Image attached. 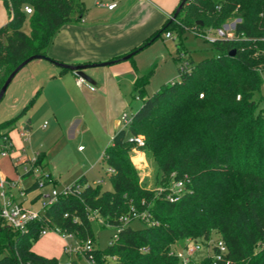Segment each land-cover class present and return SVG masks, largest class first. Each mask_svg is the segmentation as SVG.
I'll return each mask as SVG.
<instances>
[{
	"label": "trees",
	"instance_id": "obj_1",
	"mask_svg": "<svg viewBox=\"0 0 264 264\" xmlns=\"http://www.w3.org/2000/svg\"><path fill=\"white\" fill-rule=\"evenodd\" d=\"M4 2L10 18L0 26V89L23 60L47 54L60 27L78 21L84 10L80 0ZM26 5L32 12L25 10ZM231 16L241 18L233 39L213 42V56L198 62L190 56L185 59L181 51L186 29L217 28ZM27 19L28 32L23 29ZM171 30L179 34L178 60H187L189 69L180 68L182 81L171 82L152 96L144 94L150 72L135 79L134 91L143 104L133 114L129 131L117 129L103 155L114 170L108 172L113 188L102 189V183L95 186L82 176L71 184L72 192L61 195L24 232L0 218V264H60L55 256L32 250L44 227H59L80 240L94 241L91 211L117 226L120 216L132 208L149 212L156 223L142 220L140 228L130 222L121 225L118 238L105 249L84 254L91 264H105L108 257L117 264H180L171 254L174 246H184L188 238L210 239L213 230L235 264H264V109L257 113L255 99L264 85V0H187L177 17L167 19L146 41ZM232 49L234 55L229 54ZM32 102L0 129L13 127ZM139 133L146 138L142 145L128 141ZM137 147L157 162L159 187L167 186L173 173L176 178L189 176L179 200L171 202L165 191L158 193L159 187L143 184L132 161ZM39 154L37 162L42 165ZM78 185L81 189L76 191ZM197 264H213V259L205 256Z\"/></svg>",
	"mask_w": 264,
	"mask_h": 264
},
{
	"label": "crops",
	"instance_id": "obj_2",
	"mask_svg": "<svg viewBox=\"0 0 264 264\" xmlns=\"http://www.w3.org/2000/svg\"><path fill=\"white\" fill-rule=\"evenodd\" d=\"M180 2L181 0H158L157 3L151 0H121L112 9L103 3L102 7L95 6L94 11L86 10L84 5L78 21L64 24L57 31L47 55L68 64L118 59L109 64L113 65L109 70L113 81L120 84L127 79L134 88V81L140 75L134 55L126 60L120 58L139 48L144 40L163 26ZM158 6H163V9ZM160 13L165 16L158 25ZM91 68L94 67L86 69V73L91 77L96 76V72L89 70ZM77 78L75 71L61 68L45 59H35L17 72L0 101V125L17 116L31 100L33 102L17 118L13 127L0 129V135L6 134L13 144L9 154L12 161H19L18 164L25 166V159L41 152L42 165L44 169H48L51 163L45 148L55 144L59 135L74 138L80 126L89 130V119L102 111L101 96L105 84L92 82L95 89L91 90L86 85H79ZM96 87H99V92ZM121 117L116 112L112 114L118 129L122 123ZM24 130L29 132L27 138L21 135ZM136 158L141 160L142 156L137 155ZM133 163L138 168V163L134 160ZM49 171L58 185L55 174L51 169ZM34 186L36 183L25 189L21 188L24 189V194L11 193L16 201L33 208L37 197L29 198L28 190Z\"/></svg>",
	"mask_w": 264,
	"mask_h": 264
},
{
	"label": "rangeland",
	"instance_id": "obj_3",
	"mask_svg": "<svg viewBox=\"0 0 264 264\" xmlns=\"http://www.w3.org/2000/svg\"><path fill=\"white\" fill-rule=\"evenodd\" d=\"M81 1L84 2L86 10L93 9L92 11H94L95 6L102 7L104 5L99 3L100 1L105 4L112 1L116 5H119L121 0ZM151 1L158 2V0ZM158 7L163 9V6ZM162 14L160 13V17H158V25H160L162 17L165 16H162ZM172 14L168 19L172 17ZM235 17L231 16L226 21L231 22ZM9 18V8L4 0H0V26H4ZM181 18L182 15L180 16ZM155 20L156 18H154V23ZM23 29L27 32L29 31L28 19L24 22ZM171 33L172 37L168 38L166 37V32H164L133 56L140 75L150 72L148 82L144 89L145 96L154 95L156 91H159L163 86H167L171 82L182 81L180 69L182 62L178 60L180 52L178 50L179 45H177L179 42V34L175 30H171ZM212 34H214V31ZM182 41L185 48L181 52L184 53L185 59L190 56L193 57L195 62H198L216 54L212 41L195 34L189 29L183 32ZM147 42L146 40L143 41V43ZM112 66L106 65L89 69L92 72H96V76L92 78L97 83L100 84L103 82L105 84V89L101 96L102 108H100L102 111L89 119V130H84L80 126L74 138L69 139L70 137L68 138V136L59 135L55 144L50 147L48 146L49 148H45L51 163L46 170L49 171L51 169L58 179L59 183L56 187L58 191L69 187L82 176L95 186H99L97 183L98 179H103L104 181L101 184L102 189L110 190L113 188L111 175L108 173V166L103 159L106 146L111 143L112 137L118 129L115 128L116 122L112 118V114L116 112L120 117L124 113H127L129 116H133L136 109L142 106L143 98L135 93L130 80L124 79L120 84L118 81H113L112 72L109 71ZM96 88L99 92V87ZM255 99L257 100L258 113L264 109V85L261 92L255 94ZM120 128H126L129 131L128 126L124 127L123 121L119 126ZM138 135L143 136L144 140H146L144 134L139 133ZM0 145H2V140H0ZM137 155L142 156V159L136 158ZM133 160L138 163L143 184L150 188H158L160 185V176L158 174V164L153 157L149 156L145 149L137 147L133 149ZM18 163L19 161H12L9 154L4 155L0 147V180L2 177L6 189H10L15 194L20 192L21 188L25 189L33 185V183H38V185L28 190V197L31 199L37 197L32 207L33 209H40L43 195L51 194L55 189L54 184L53 182L44 183L43 176L39 170L28 173L25 172L24 165ZM9 184L12 185L9 186ZM91 222L94 233L93 247L103 250L113 240L116 227L106 224L104 218L97 212L92 215ZM130 225L133 228H140L144 226V222L139 218H135L130 221ZM217 236L218 233L213 230L212 238L216 239ZM197 239L202 240L203 238L198 237ZM83 242V240L78 239L76 236H68L65 239L63 232L48 230L47 234L40 235L33 242L32 248L34 251L44 253L45 255L55 256L60 264H72L73 262L75 264H91L84 254L76 252L70 254L65 251V243L71 247H76ZM174 250L183 251V246L178 244L174 246ZM210 252V249L205 245L194 254L195 261H201ZM105 264H117V262L113 257H108Z\"/></svg>",
	"mask_w": 264,
	"mask_h": 264
},
{
	"label": "built area",
	"instance_id": "obj_4",
	"mask_svg": "<svg viewBox=\"0 0 264 264\" xmlns=\"http://www.w3.org/2000/svg\"><path fill=\"white\" fill-rule=\"evenodd\" d=\"M99 3L103 4L101 1ZM106 5L109 9H112L115 7L116 3L112 2ZM24 8L28 13L32 12L31 7L26 5ZM240 21H241L240 17H235L234 19H232L231 22L226 21L220 27L217 28H205L202 30L197 27H193L191 29L189 28V30L212 42L221 39H233L235 27L237 23ZM213 31L214 34H212ZM166 37L168 38L172 37L171 31L166 32ZM181 68L183 70L189 69V63L187 62V60H183L181 64ZM77 83L79 85H86L91 90L95 89V86L92 83L88 82L87 80L79 76L77 78ZM239 97L240 96H238V98ZM121 121H123L124 127H127L132 122V116H129L127 113H124L121 117ZM28 134H29L28 130H24L21 132V135L26 138L28 137ZM0 140H2V145H1L2 153L4 155L11 154L13 144L10 138L6 134H2L0 135ZM128 141L142 145L144 143V138L141 135H130L128 137ZM39 153L37 152L32 157H28L27 159L24 160V162L26 163V165L24 166L25 172L30 173L39 170V172L43 176L44 183L53 182L55 187V189L51 192V194L43 195L40 209L29 208L24 206L22 203L16 201L15 198L13 197V194L11 193V190L6 189L4 179L1 177L0 180V188H1L0 218H2L8 225L22 232L27 230L29 223L38 219H42L46 208H48L52 203H54L61 195H68L70 192H72L71 185L62 191H58L56 189L57 183L52 173L44 169V167L37 162L40 155ZM112 171H114L112 168H108V172H112ZM103 181H104L103 179H98L97 183H103ZM189 182H190V178L188 175H184L182 178H176L175 174L173 173L171 175L170 183L167 186L159 187L157 190L158 193L165 191L166 192L165 198L171 202H174L182 197L187 187L186 183ZM12 184H9V186H11ZM80 189L81 186L79 185L76 186L75 188L76 191ZM20 190H21L20 191L21 194L25 193L24 189H20ZM95 212L97 211H91L89 213L90 219L92 218V215ZM135 218H139L150 225H154L156 223L151 218L149 212L139 211L135 208H132L128 214L120 216L119 218L120 224L115 226L116 232L113 235V239L118 238V231L120 230L121 225L124 226ZM48 230L63 232V236L65 239L68 236H74L72 233L62 231L59 227L50 228L48 226L44 227L41 230L40 235L47 234ZM205 245L211 251L206 256H210L213 259V264H235L230 258L227 257L228 247L224 242V240L219 237H217L216 239L210 238L204 240L188 238L185 242V245L183 246V251L173 250L171 251V254L177 255L179 257L180 264H197L194 258V254L197 251L201 250ZM64 248L65 251L70 254H72L73 252L85 254L86 252H91L94 249L93 240L91 238H88L83 243L78 244L76 247H71L70 245L65 243Z\"/></svg>",
	"mask_w": 264,
	"mask_h": 264
},
{
	"label": "water",
	"instance_id": "obj_5",
	"mask_svg": "<svg viewBox=\"0 0 264 264\" xmlns=\"http://www.w3.org/2000/svg\"><path fill=\"white\" fill-rule=\"evenodd\" d=\"M187 0H181V2L179 3V5L177 6V8L175 9V11L172 14V20L175 19L177 17V15L179 14V12L181 11L182 7L184 6L185 2ZM198 23L203 24V22L200 20L198 21ZM151 41L148 42V44ZM144 46H140L139 48L129 52L128 54L124 55L122 58L123 60L129 59L130 57H132L133 55H135L138 51H140L141 49H143ZM235 49H232L229 54L230 55H234L235 54ZM35 59H45L48 61L53 62L54 64L60 66L61 68L64 69H69V70H73L76 72L77 76L84 78L85 80H87L88 82L92 83L95 82V80L86 73V69L90 68V67H100V66H106L109 65L115 61H118V59L116 60H109V61H103V62H95V63H84V64H68V63H63V62H59L53 58H51L50 56H48L47 54H33L31 56H29L28 58H26L25 60H23L6 78L3 86L0 89V101L2 100L7 87L9 86V84L11 83V81L13 80V78L15 77V75L17 74V72L24 67L25 65H27L29 62L35 60ZM118 124L116 123L115 127L117 128Z\"/></svg>",
	"mask_w": 264,
	"mask_h": 264
}]
</instances>
